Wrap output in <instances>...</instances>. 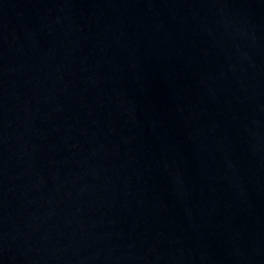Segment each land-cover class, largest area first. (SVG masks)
I'll use <instances>...</instances> for the list:
<instances>
[{"label":"water","instance_id":"water-1","mask_svg":"<svg viewBox=\"0 0 264 264\" xmlns=\"http://www.w3.org/2000/svg\"><path fill=\"white\" fill-rule=\"evenodd\" d=\"M0 264H264V0H0Z\"/></svg>","mask_w":264,"mask_h":264}]
</instances>
